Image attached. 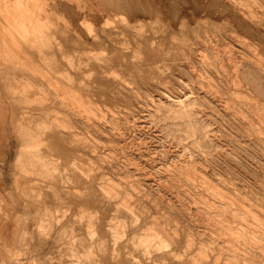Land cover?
Returning a JSON list of instances; mask_svg holds the SVG:
<instances>
[{"label":"rangeland","instance_id":"374dc122","mask_svg":"<svg viewBox=\"0 0 264 264\" xmlns=\"http://www.w3.org/2000/svg\"><path fill=\"white\" fill-rule=\"evenodd\" d=\"M116 1L0 0V264H264V0Z\"/></svg>","mask_w":264,"mask_h":264},{"label":"bare ground","instance_id":"6f19581e","mask_svg":"<svg viewBox=\"0 0 264 264\" xmlns=\"http://www.w3.org/2000/svg\"><path fill=\"white\" fill-rule=\"evenodd\" d=\"M55 1H56V0H55ZM85 1H86V0H85ZM97 1H98V3L100 2V0H97ZM104 1H106V0H104ZM115 1H116V0H115ZM122 1H123V0H122ZM122 1H121V3H122ZM124 1L126 2V0H124ZM127 1H128V0H127ZM180 1H182V0H180ZM180 1H179V2H180ZM187 1H188V0H187ZM187 1H186V2H187ZM198 1H199V0H197V2H198ZM209 1H210V0H209ZM209 1H208V2H209ZM211 1H212V0H211ZM49 2H51V1H49ZM116 2H117V1H116ZM158 2H159V1H158ZM162 2H163V1H162ZM167 2H169V1H167ZM188 2H189V1H188ZM118 3L121 4L120 2H118ZM126 3H127V2H126ZM128 3H129V4H128ZM128 3H127L128 5H126V4L124 5V4L122 3V4L124 5V6H122V7H124V9L126 8V6H127V7L129 6V7H132V8H133V7H136V6L139 7V6L142 4V3L135 2V0H129ZM175 3H176V2H175ZM218 3H219V2H218ZM54 4H55V3H54ZM58 4H59V3H58ZM66 4H67V3H66ZM99 4H100V3H99ZM101 4H102V3H101ZM107 4H108V3H107ZM119 4H117V5H119ZM122 4H121V5H122ZM156 4H158V3H156ZM172 4H174V3H172ZM183 4H185V3H183ZM183 4H182V6H185V5H186V4H185V5H183ZM191 4H194V2L192 3V1H191ZM195 4H196V1H195ZM222 4H223V3H222ZM67 5H68V4H67ZM69 5H71V4H69ZM143 5H144V4H143ZM189 5H190V4H189ZM197 5H198V4H197ZM226 5H227V4H226ZM56 6H58V5H56ZM65 6H66V5H65ZM106 6H108V5H106ZM111 6H112V5H111ZM111 6H109V7H111ZM167 6H168V5H167ZM167 6H166V7H167ZM223 6H224V5H223ZM49 7H50V6H49ZM54 7H55V5H54ZM117 7H118V6H117ZM119 7H120V5H119ZM129 7H128V8H129ZM148 7H149V6H148ZM161 7H162V6H161ZM188 7H191V5L188 6ZM227 7H228V5H227ZM46 8H47V7H46ZM51 8H52V7H51ZM132 8H131V9H132ZM158 8H159V7H158ZM183 8H184V7H183ZM224 8H225V7H224ZM235 8H236V7H235ZM69 9H70V8H69ZM114 9H115V8H114ZM114 9H113V10H114ZM131 9H130V10H131ZM135 9H137V8H135ZM142 9H143V8H142ZM154 9H155V8H154ZM164 9H165V7H164ZM202 9H203V8H201V10H202ZM239 9H240V8H239ZM53 10H54V8H53ZM64 10H65V7H64ZM76 10H77V9H76ZM130 10H129V11H130ZM138 10H139V9H138ZM144 10H145V9H144ZM144 10H143V11H144ZM149 10H150V9H149ZM171 10H172V8H171ZM240 10H241V9H240ZM57 11H58V10H57ZM67 11H68V10H67ZM117 11H118V10H117ZM121 11H123V10H121ZM129 11H128V12H129ZM173 11H174V10H173ZM177 11H178V10H177ZM180 11H181V10H180ZM194 11H195V10H194ZM211 11H212V10H211ZM232 11H233V10H232ZM237 11H238V10H237ZM182 12H183V10H182ZM209 12H210V11H209ZM213 12H214V11H213ZM222 12H223V11H222ZM224 12H225V10H224ZM226 12H227V8H226ZM114 13H115V12H114ZM119 13H120V12H119ZM124 13H126V12H124ZM133 13H134V12H133ZM135 13H136V12H135ZM143 13H144V12H143ZM172 13H173V12H172ZM174 13H175V12H174ZM194 13L196 14V12H194ZM235 13H236V12H235ZM242 13H243V11H242ZM140 14H141V13H140ZM177 14H178V12H177ZM180 14H181V13H180ZM180 14H179V15H180ZM189 14H190V13H189ZM197 14H199V13H197ZM239 14H240V12H239ZM239 14H238V15H239ZM252 14H253V13H252ZM116 15H118V14H116ZM130 15H131V12H130ZM133 15H134V14H133ZM142 15L144 16V14H142ZM164 15H165V14H164ZM167 15H168V14H167ZM174 15H176V14H174ZM174 15H173V16H174ZM182 15H183V14H182ZM184 15H185V13H184ZM234 15H235V14H234ZM91 16H92V15H91ZM173 16H172V17H173ZM177 16H178V15H177ZM177 16H176V17H177ZM189 16H190V15H189ZM189 16H188V17H189ZM220 16H221V14H220ZM245 16H246V15H245ZM247 16H248V15H247ZM41 17H42V16H41ZM95 17H97V16H95ZM129 17H130V16H129ZM167 17H168V16H167ZM178 17H179V16H178ZM178 17H177V18H178ZM190 17H191V16H190ZM190 17H189V18H190ZM217 17H218V16H217ZM238 17H239V16H238ZM72 18H73V17H72ZM121 19H122V18H121ZM174 19H176V18L174 17ZM174 19H172V20L174 21ZM190 19H191V18H190ZM216 19H217V18H216ZM241 19H242V18H241ZM176 20H177V19H176ZM243 20H244V19H243ZM248 20H249V19H248ZM102 21H103V20H102ZM247 22H248V21H247ZM59 23H61V22H59ZM100 23H101V22H100ZM238 23H239V22H238ZM245 23H246V21H245ZM102 24H103V23H102ZM237 25H238V24H237ZM239 25H240V24H239ZM242 25H244L243 22H242ZM249 25H251V23H250ZM252 25H254V24H252ZM240 27H241V26H240ZM243 27H244V26H243ZM245 27H246V26H245ZM247 27H248V26H247ZM247 27H246V28H247ZM257 27H258V26H257ZM246 28H244V29H246ZM80 30H81V28H80ZM82 30H83V29H82ZM251 30H252V28H251ZM257 30H258V29H256V31H257ZM243 31H244V30H243ZM247 31H248V30H247ZM247 31H246V32H247ZM249 31H250V29H249ZM79 32H80V31H79ZM79 32H78V33H79ZM250 32H253V33H254L253 30L250 31ZM250 32H249V33H250ZM78 33H77V34H78ZM247 33H248V32H247ZM247 33H246V34H247ZM86 34H87V32H86ZM251 34H252V33H251ZM251 34H250V36H251ZM78 35H79V34H78ZM260 35L262 36V33H261V34H258V36H260ZM87 36H88V35H87ZM253 37H254V36H253ZM263 37H264V35H263ZM255 38H256V37H255ZM260 38H261V37H260ZM258 39H259V38H258ZM262 39H263V38H262ZM238 65H239V63H238ZM197 70H198V69H197ZM43 76H44V75H43ZM57 80H58V79H57ZM155 85H156V84H155ZM53 86H54V85H53ZM45 95H46V94H45ZM47 109H48V108H47ZM69 109H70V108H69ZM44 111H45V110H44ZM48 111H50V109H49ZM42 112H43V111H42ZM43 113H44V112H43ZM46 114H47V113H46ZM45 117H46V115H45ZM100 117H101V116H100ZM242 118H243V117H242ZM103 121H104V120H103ZM34 125H35V124H34ZM37 125H38V124H37ZM38 126H40V125H38ZM38 126L35 127V128L37 129ZM27 127H28V126H27ZM24 128H25V127H24ZM26 129L31 130L29 127L26 128ZM40 129H41V128H40ZM44 129H45V128H44ZM31 131H32V130H31ZM59 132H60V131H59ZM69 132H70V131H69ZM61 134H64V133L62 132ZM66 134H67V133H66ZM69 135H70V134H69ZM73 135H74V133H73ZM59 136H61V135H59ZM70 136H71V135H70ZM73 137H74V136H73ZM70 138H71V137H70ZM70 138H69V139H70ZM59 139H60V138H59ZM61 139H62V138H61ZM69 139H68V140H69ZM23 140H24V139H23ZM54 141H55V140H54ZM64 141H65V140H64ZM70 141L72 142V139H71ZM56 142H57V141H56ZM48 144H49V143H48ZM53 144H54V143H53ZM61 144H62V143H61ZM66 144H67V143H66ZM50 145H51V144H50ZM67 145H68V144H67ZM48 146H49V145H47V147H48ZM26 147H27V146H26ZM47 147H46V148H47ZM50 147H51V146H50ZM50 147H49V148H50ZM62 147H64V146H62ZM27 148H28V147H27ZM52 150H53V148H52ZM25 151H26V150H25ZM31 151H32V150H31ZM57 152H58V151H57ZM27 153H28V152H27ZM50 153H51V151H50ZM55 153H56V152H55ZM48 154H49V153H48ZM49 156H50V155H49ZM66 156H67V155H66ZM43 157H44V154H43V153H40V154L35 153L34 156H33L32 161H31V164H30V166H29V168H28V170H30V171H37V170H39V168L42 167V166L45 164V161H44ZM50 157H52V156H50ZM50 157H49V158H50ZM21 158H22V157H21ZM46 160H47V159H46ZM19 161H20V160H19ZM48 161H49V160H48ZM28 164H29V163H28ZM26 165H27V164H26ZM55 165H57V164H55ZM27 166H28V165H27ZM45 166H46V165H45ZM20 167H21V166H20ZM46 167H47V166H46ZM57 167H58V166H57ZM54 168H56V167L54 166ZM56 169H57V168H56ZM20 170H21V169H20ZM24 170H25V169H24ZM45 170H46V169H45ZM191 170H193V169H191ZM21 171H23V169H22ZM23 172H25V171H23ZM48 172H49V171H48ZM43 173H44V171H43ZM21 175H22V174H21ZM41 175H42V174H41ZM43 175H44V174H43ZM51 178H52V177H51ZM24 179H25V177H24ZM30 179H32V178H30ZM35 179H36V178H35ZM35 179H34V180H35ZM40 179H41V177H40ZM40 179H38V180H40ZM46 179H48V178H46ZM49 180H50V179H49ZM23 181H24V180H23ZM23 181H22V182H23ZM29 181H30V180H29ZM41 181H42V180H41ZM33 182H34V181H33ZM38 182H40V181H38ZM27 183H28V182H26V184H27ZM38 184H39V183H38ZM31 185H32V184H31ZM34 185H35V184H34ZM218 196H219V195H218ZM262 224H263V223H262ZM234 233H235V232H234ZM225 235H226V234H225ZM163 239H164V238H163ZM170 242H171V240H170ZM260 252H261V251H260Z\"/></svg>","mask_w":264,"mask_h":264}]
</instances>
